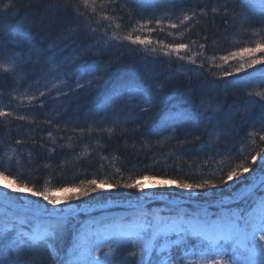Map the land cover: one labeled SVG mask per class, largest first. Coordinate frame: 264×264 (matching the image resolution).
I'll return each mask as SVG.
<instances>
[{
	"label": "trees",
	"instance_id": "trees-1",
	"mask_svg": "<svg viewBox=\"0 0 264 264\" xmlns=\"http://www.w3.org/2000/svg\"><path fill=\"white\" fill-rule=\"evenodd\" d=\"M6 5L0 12V63L15 65L0 68V111L11 113L0 116V176L15 188L54 193L90 179L113 185L141 175L192 184L210 179L218 187L197 192L145 180L153 183V202H143L140 189L108 185L88 196L76 190L57 199L59 207L72 210L148 204L144 217L161 225L152 259L172 252L192 264L197 257L177 243L179 235H164L163 217L178 208L172 203L212 205L216 192L235 199L262 174L258 168L241 185L234 183L244 174L227 181L229 171L254 169L252 157L264 154V64L236 73L238 59H221L264 44L261 0H0V8ZM128 36L145 43L133 44ZM181 43L188 47H166ZM96 67L102 71H92ZM228 70L231 76L224 75ZM161 205L154 221L150 213ZM0 221V229L9 225ZM59 225L58 234L26 252V264H62L56 257L69 249L70 224ZM179 233L199 246L201 240ZM14 247L0 249L5 264H12ZM133 250L142 251L118 247L112 263L135 264Z\"/></svg>",
	"mask_w": 264,
	"mask_h": 264
},
{
	"label": "snow or ice",
	"instance_id": "snow-or-ice-1",
	"mask_svg": "<svg viewBox=\"0 0 264 264\" xmlns=\"http://www.w3.org/2000/svg\"><path fill=\"white\" fill-rule=\"evenodd\" d=\"M87 5V0H83ZM262 5H264V0H261ZM8 6L0 8V12L6 10ZM217 11V9H213ZM185 19H190V17H185ZM147 23H152L148 21ZM157 25L161 24L162 21L157 19L155 21ZM172 28L176 27V24L172 23L169 25ZM125 39L131 40L133 44L140 43L143 44L145 41L140 37L132 38L130 36L125 37ZM166 47H171L173 51L178 52L180 49H185L188 46L186 44L178 45H166ZM203 47V45H201ZM257 52H264V44L257 43L254 47H243L238 51H231L229 55H224L221 57L222 60L228 61L229 59H238V65L235 67L234 71L236 73L245 71L246 69L253 68L255 65L264 64V56L257 55ZM167 55V53H165ZM182 58V57H181ZM15 61L11 64L0 63V68L5 71L13 70ZM92 71H102V69L96 67ZM225 76H231L232 70H228L224 73ZM82 86V85H81ZM43 95V93H41ZM11 115V113L0 111V116ZM24 117H18V119H23ZM261 141H264V135L259 137ZM257 157H259L260 163L257 165L261 171H264V154L257 153L256 156L252 157L253 163H256ZM238 171L233 169L227 173V181H231L233 177L243 176L244 173L255 171V169H250L244 165H239ZM3 175V172H0ZM7 178V177H5ZM247 178L245 177V180ZM145 180H159L163 184L175 185V187L187 190L189 192H197L204 189H214L218 185L213 183L210 179H204L202 183L192 184L181 181L177 183L172 179H162L155 176L141 175L135 180H131L127 183L122 184H109L107 180L101 179L99 182L96 179H90L86 181H81L78 185H73L72 187L57 188L56 191L69 192L80 190L82 195L88 196L91 193H96L98 188L103 185H108L109 187H123L125 189H140L142 188V181ZM225 181V183L227 182ZM2 187V186H0ZM26 190L31 192L32 196L42 197L48 204L53 205L55 210V205L60 201L54 200L49 196V190L35 191L27 185H21L20 188L13 189V191ZM79 196L72 197V199H79ZM260 212L259 215L253 216L248 214H234L229 218L227 224L223 226H216L212 228H204L201 230L202 240L197 247L196 245H189L185 236L179 231L177 234L180 240L183 242L184 251L187 252L189 248L192 249L191 255L197 257L192 264H264V200L260 201ZM62 211V210H61ZM28 221H23L20 224H12L11 228L5 226L0 229V249L12 248L14 247V260L12 264H26L24 260V255L28 250L39 247V245L46 243L48 238L53 237L58 234V231L62 229L63 225H57L56 228L52 229L51 232H45L39 235L30 234L27 231ZM66 223V221H65ZM14 231L15 236L5 244L3 241L7 239L8 234ZM161 235L159 229L155 228L151 221L145 220L144 226L141 227L139 231H132L125 234L124 238L118 243V245H112V251L109 254L101 255V245L94 244L92 247L93 251H89L88 256L84 259L81 264H112L115 248L118 247H128L131 245L134 249L140 248L142 251L133 250L130 255L137 257L135 264H184L185 256L179 253L170 252L166 257H157L155 260L152 259L154 243L158 236ZM167 235V233H164ZM150 237V238H149ZM229 242H232L229 248ZM103 243H108L104 241ZM249 243L251 246H249ZM51 258L55 259L56 252L54 249H48ZM160 252L164 251V248L159 249ZM3 254V253H0ZM95 255V258H93ZM147 257V259L145 258ZM253 257H258L259 259H253ZM0 264H5L3 259H0ZM68 264V262H66Z\"/></svg>",
	"mask_w": 264,
	"mask_h": 264
},
{
	"label": "rangeland",
	"instance_id": "rangeland-1",
	"mask_svg": "<svg viewBox=\"0 0 264 264\" xmlns=\"http://www.w3.org/2000/svg\"><path fill=\"white\" fill-rule=\"evenodd\" d=\"M259 163L260 160L257 159L254 166L255 171L244 173V178L234 183V186L241 185L249 181L251 177L256 174L258 170L257 165ZM245 177L247 178L246 180ZM263 182L264 171H262V174L255 179L253 184H250L247 188H245V191L243 190L240 192L235 199H231L232 197H229V195L218 196L220 193L216 192L217 196L214 198L217 199V202L209 206L197 204L189 206L179 205L177 202L172 203L178 208L175 212H173L174 214H169L166 217H163L165 219L163 220L165 221L163 222V225L166 226H163V228H168V236H178L175 231H184V233L188 231V233H186L188 237H191L193 240H202V236L200 234L201 232L197 231L192 225L194 221L198 222L199 227H209L212 223H216L218 218H215V216L217 215H219V218L220 216L224 218L222 223H227L231 217L230 215L232 214L243 213L251 215V212L255 210V207L257 206V202H259L258 200L263 196V190L261 188ZM152 184L153 183L145 181L142 182V191L144 194L141 199L144 200L143 202H153L155 200L151 194L152 187L150 185ZM0 186H2L0 187V219L3 222L6 220L9 223L16 222L20 224L23 221L31 222L33 219H36V223L40 221L39 227L41 230H44L43 233H45L49 232L47 230L48 224H52L53 221H68L70 224V229L68 230L70 231L71 236L70 246L66 254L56 257L57 259H61L62 264H66V262H68V264H81V262L87 258L90 250L94 252L92 247L94 244L101 245V255L109 254L110 251H112V245H118V243L124 238L125 234L137 231L138 229L136 228L141 226V210L144 207L137 204L135 201L131 202V204L126 202L119 209L114 208V205L112 204H108L104 207L102 206L97 208L96 210H92V208L72 210L70 208H61L59 205H55V210H53L54 206L46 203L44 199L41 204H38L40 206H37L33 200L34 196L30 195L31 192L20 190V194L18 196L17 192L13 191V189H16L14 185L8 182L4 176H0ZM253 191H258V193L256 194ZM64 194L65 192L63 191L56 193L49 192V195L54 200L62 199ZM192 194L194 195V193ZM255 196L259 198L254 202L249 201L247 203L249 199L252 200ZM212 198H209V200ZM186 200L190 199H185L184 203H187ZM234 204L235 206L238 204L241 209L240 207L239 209L236 208V210L234 208H230ZM161 213L154 212V215L152 216L154 220L158 221L157 219ZM85 214H87V218L89 220L84 219L83 221L87 222L83 223L80 218ZM126 217H129L131 222L125 221L124 219ZM204 218H207L206 220L208 221H204ZM210 221L212 222L211 224H209ZM29 224L30 223H28V225ZM100 224L102 227L99 226ZM154 227L159 229L158 227L161 228V225ZM29 233L31 234L32 230H30ZM104 241H108V243H103ZM231 245L232 242H229V248ZM249 246H251L250 243ZM49 248L50 246L47 247V249ZM117 248L118 246L115 248V251ZM93 258H95V255H93Z\"/></svg>",
	"mask_w": 264,
	"mask_h": 264
},
{
	"label": "bare ground",
	"instance_id": "bare-ground-1",
	"mask_svg": "<svg viewBox=\"0 0 264 264\" xmlns=\"http://www.w3.org/2000/svg\"><path fill=\"white\" fill-rule=\"evenodd\" d=\"M262 182V181H261ZM262 190H263V196L258 200L259 202H257V206L255 207V210H253L252 212H251V215H253V216H257V215H259V212H260V207H259V205H260V201L261 200H264V182H263V185H262ZM258 189V188H257ZM259 198V197H258ZM233 215V214H232ZM232 215H230V216H232ZM203 216V215H202ZM215 218H218L217 219V221H216V223H212L211 221H210V223L209 224H211L212 223V225H210L209 227L207 226V227H199V225H198V222H196V221H194V223L192 224L193 225V227L197 230V231H199V232H201V230L202 229H204V228H212V227H216V226H223V225H225V224H227L226 222H224V223H222V220H224V218L222 217V216H220V218H219V215H217V216H215ZM198 219V218H197ZM197 219H195V220H197ZM207 218H204V221H208V220H206ZM125 221H127V222H131V220H130V218L129 217H126V219H125ZM59 221H53L52 222V224L50 223V227H53V226H56V225H59ZM215 224H217V225H215Z\"/></svg>",
	"mask_w": 264,
	"mask_h": 264
}]
</instances>
